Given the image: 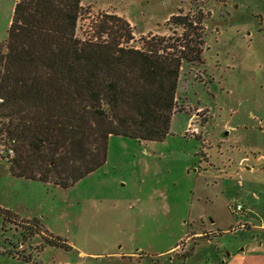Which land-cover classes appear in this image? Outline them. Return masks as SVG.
<instances>
[{"label":"rangeland","instance_id":"rangeland-1","mask_svg":"<svg viewBox=\"0 0 264 264\" xmlns=\"http://www.w3.org/2000/svg\"><path fill=\"white\" fill-rule=\"evenodd\" d=\"M14 2L0 0V44ZM81 4L77 36L114 14L137 48L180 45L183 27L163 20L200 16V60L181 65L162 140L110 135L104 163L67 187L12 175L0 146V264H220L264 252V0ZM57 237L70 248L46 242Z\"/></svg>","mask_w":264,"mask_h":264},{"label":"trees","instance_id":"trees-1","mask_svg":"<svg viewBox=\"0 0 264 264\" xmlns=\"http://www.w3.org/2000/svg\"><path fill=\"white\" fill-rule=\"evenodd\" d=\"M81 1L14 2L0 44V146L14 176L67 187L104 163L110 135L162 140L181 65L200 60V16L169 17L184 29L180 45L156 38L137 48L114 14L93 37L77 36ZM46 242L70 248L59 237Z\"/></svg>","mask_w":264,"mask_h":264},{"label":"crops","instance_id":"crops-1","mask_svg":"<svg viewBox=\"0 0 264 264\" xmlns=\"http://www.w3.org/2000/svg\"><path fill=\"white\" fill-rule=\"evenodd\" d=\"M173 13H170L163 21H166ZM264 258V252L256 249H241L230 252L223 256L220 264H262L260 259Z\"/></svg>","mask_w":264,"mask_h":264},{"label":"built area","instance_id":"built-area-1","mask_svg":"<svg viewBox=\"0 0 264 264\" xmlns=\"http://www.w3.org/2000/svg\"><path fill=\"white\" fill-rule=\"evenodd\" d=\"M8 151H9V153L12 154V150H11V149H9ZM235 209H236L237 211L242 210V205H241L240 203L236 204V205H235Z\"/></svg>","mask_w":264,"mask_h":264}]
</instances>
